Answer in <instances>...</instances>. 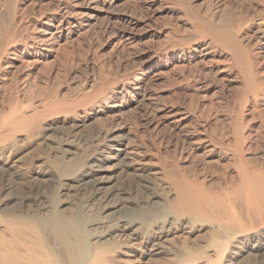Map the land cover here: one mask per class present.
Here are the masks:
<instances>
[{
	"label": "bare ground",
	"instance_id": "6f19581e",
	"mask_svg": "<svg viewBox=\"0 0 264 264\" xmlns=\"http://www.w3.org/2000/svg\"><path fill=\"white\" fill-rule=\"evenodd\" d=\"M20 1L24 0H7V10L10 16H14ZM56 1V10L64 12L61 18L58 17V21L55 20L57 21L55 33L52 32L57 35L58 42L64 32H66V36L72 35L74 28L93 18L94 14L78 11V8L88 7L91 11H95L99 6H101L100 8L111 7L114 4L121 5V3L132 0ZM152 2L154 3V0H145L144 3L148 6V4H153ZM177 2L186 13H189V18L193 21L192 31L198 40L194 39L189 42L183 38L171 39V44L178 41L181 42V45L180 48L170 46L168 52L166 50L163 53L166 57L178 55V63L170 65L180 68V66L184 67V64L202 63L211 55H216L217 50L215 49L218 48L222 53L229 55L232 62L238 67V73L242 80V88L237 94L238 110L236 109V115L242 118L244 111L254 112L255 109L263 106L264 83L256 73L264 61V47L252 46V48L246 45L247 43L244 45L243 40L238 36L239 33L236 32V34L230 25L231 19L228 14L222 15L219 20L209 18L205 21V25H201L198 17L192 12L190 13V6L186 0H177ZM8 23L10 24L11 21L7 22V25ZM126 23H130V21L125 19V25ZM14 36L17 37L16 34L11 33L6 38L8 43L16 40ZM8 46L11 45L7 44ZM53 46V44L50 48L47 46L49 56L52 55L51 52L55 48ZM0 47L5 49L3 45ZM16 48V45L11 46L9 54L15 52ZM212 49L216 52L211 51ZM54 50L56 51V49ZM208 50L210 51L208 52ZM219 55L221 56L220 53ZM161 56H158L154 65H146V70L140 77L136 76V79L134 77L133 82L129 84L127 78L118 86L123 90L126 84L129 85L128 88L135 98L133 100L138 104L144 99L148 100L144 89L150 80H153L157 68L166 66L161 62ZM27 64H30L29 61ZM194 66V64L191 66L193 70H195ZM221 71L223 70L221 69ZM156 76L159 77L157 73ZM52 77L50 80L54 82L57 76ZM61 78L57 80L63 81L60 80ZM220 78V81L227 82L229 80ZM29 82L28 80L24 82V87L20 88L19 86L20 89L23 88L24 93H17V91L14 93L16 92L17 95L29 93L28 89L31 86ZM60 85L59 88H61ZM56 86L53 87L56 88ZM59 88H57L58 91ZM101 89L104 88L101 87ZM101 89L98 87L87 94L82 93L85 94L82 97L79 94L78 97L81 98L79 97L77 101L72 100L73 102L64 100V94L61 95L56 89L53 93L49 90L50 94L44 98L40 97L42 93L40 96L38 94L37 98L34 93L30 96L26 94V100L24 99L22 102L26 103L27 101V108L23 109L27 113L22 111L24 113H20L17 117L0 115V176L7 182L0 188V264H264V171L262 168L250 170L248 166L237 161L239 183L228 187L227 195H222L221 198L219 195L214 196L216 194L207 193V185H191L183 180H177L175 185H171L172 189L167 186L169 189L163 190V187L162 193L153 190L157 187L156 185L153 188L145 187L144 184V186L139 185L145 187L144 200L146 201L136 204L129 195L125 197L124 191L121 190L122 188L120 189L119 185H109L116 179H114L115 175H126L124 177L126 178L130 172V176H132L128 177L130 179L135 177L138 179L142 175L140 172L143 168L141 170L140 168L133 169L125 162L121 141L102 137L105 138L102 140L105 141V145L98 153L96 150L95 154V149L91 150L94 153L89 151L95 146L99 149L101 137L99 134L101 133L93 136L94 138L91 140L87 138L88 143L81 147L76 142L78 139L81 142V137L77 136L78 131L73 134L75 137L70 136V132L60 137L57 135V139L49 140L48 133L60 127L68 125L77 129H82V127L87 129L90 126L87 124L85 127L86 122L91 119V113L88 112L94 111V109L84 111L81 109V105L84 106V103L96 100L98 105L104 104L105 109H114L117 105L119 106V104L115 105L113 101L111 102L114 97L104 95V90ZM3 90L5 89L3 88ZM32 92L34 91L30 93ZM105 94L108 95V93ZM28 96L29 98H27ZM23 98L25 97L23 96ZM144 105L147 107L145 103ZM23 107L25 108V106ZM155 108H153L154 111ZM158 111L162 110L159 108ZM149 113L151 114V111ZM143 114L145 115V113ZM139 119L141 118L139 117ZM157 119L159 118L157 117ZM240 127L241 129L239 128L235 134L236 140L234 139L236 142H234L236 144L234 146L237 148L233 147L234 150L237 149L238 153L245 144L248 149L252 144L256 146V137L254 138L252 132L248 131L246 134L243 132L241 124ZM62 130L65 131L64 129L60 131ZM63 133L61 132V134ZM77 145L79 152L78 148L76 149ZM4 148L11 150L12 158L10 160L2 153ZM8 149L6 151H9ZM105 150L110 151L108 155H104ZM26 156L31 161H28ZM11 159H15L25 166L28 165L26 167L30 170L21 172V169L18 168L20 171H15L13 164H8ZM139 174L141 175L138 176ZM119 178L121 177H118V180H120ZM17 180L25 182V184L22 183L24 185H20V181V184L16 182L20 185L18 187L22 188L23 193L34 195V197L24 196L25 198H20L21 200L16 206L13 203V206L12 204L9 206L11 202L8 198L11 192L10 185ZM121 180L120 185H122ZM43 181H56L57 184H55L57 189L54 194L49 193L46 204H44L43 198L47 194L42 198L38 192ZM86 182H91L92 185H82ZM15 191L20 193L17 188ZM136 198L139 197L136 196Z\"/></svg>",
	"mask_w": 264,
	"mask_h": 264
},
{
	"label": "rangeland",
	"instance_id": "374dc122",
	"mask_svg": "<svg viewBox=\"0 0 264 264\" xmlns=\"http://www.w3.org/2000/svg\"><path fill=\"white\" fill-rule=\"evenodd\" d=\"M132 1H126L121 5L114 4L115 8L113 6L100 8L101 6H99L95 11H91L88 7L78 8V11L94 14L93 18L74 28L72 35L66 36V32H64L57 42V35L53 33H55L58 17L61 18L64 12L63 10L59 12L56 10V0L20 1L21 6H18V10L13 16L15 18L8 13L7 0H0V46L3 45L5 48L0 47L2 48L0 50V85L2 86H0V115L17 117L20 113L26 112L23 109L26 110L27 101L26 103L22 101L26 100L28 94L30 96L34 93L37 98V95L40 96L42 93L40 97L44 98L50 92L53 93L55 89L58 91L59 84H61V88H59L58 93L64 94L62 97L69 102L77 101L80 96L82 97L91 90L103 87L104 89L101 90H104V95L114 97L112 100L110 99L111 102L113 101V104H119V106L117 105L114 109H105L104 104L98 105L96 100L91 101V103H84V106L81 105L82 108L80 107L84 111L94 109V111L88 112L91 113V119L86 122L85 127L87 124L90 126L88 125L87 129L82 127L84 130L79 128L81 132L79 129L68 125H66L67 127H60V130L64 129L65 131L55 129L48 133L49 140L57 139V135L60 137L70 132L69 135L74 136L73 134L78 131L77 136L81 137L82 143L80 139L76 142L81 147L88 143L87 138L91 140L101 133L99 134L101 136L99 149L95 146L89 151L93 152L95 149V154L96 150L98 153L105 145V141H102L105 138L102 137L115 138V140L121 141L125 162L133 169L140 168L141 170L143 168L140 172L142 175L139 174L138 176L141 175V177L138 179H135L136 177L128 178L132 177L130 172L126 178H124L126 175H115L114 179H116L109 185H119L120 189L122 188L121 190L124 191L125 197L129 195L136 204L146 201L144 200L146 196L145 187L153 188L156 185L157 187L153 190L162 193L163 190L172 189L171 185H175L177 180H183L191 185H207V193L216 194L214 196L219 195L220 198L222 195L226 196L227 191H229L228 187L239 183L237 161L248 166L250 170L262 168L264 171V105L255 109L254 112L244 111L242 118L236 115L238 110L237 94L242 88V80L238 73V67L232 62L229 55L222 53L218 48L215 49L218 53L213 49L211 50L216 52V55H211L202 63L193 62L187 64L188 66L184 64V67L180 66V68L170 65L171 63H178V55H168L167 58L163 53L166 50L168 52L170 46L180 48L181 45V42L178 41L171 44V39L183 38L189 42L194 41V39L198 40L192 31L191 24L193 21L189 18V13L180 7L181 5L177 0H154V3L152 2L153 4L150 3L151 5L148 4V6L144 3L145 0H138L139 2L134 0L135 3ZM186 1L191 7H189L190 13L192 12L198 17L201 25H205V21L209 18L219 20L222 15L228 14L231 19L230 25L234 28L235 33H239L238 36L243 40L244 45L247 43L246 45L251 47H264V0ZM124 17L130 23L125 25ZM8 20L11 23L7 25V22H10ZM11 33L16 34L17 37L14 36L16 40L8 43L6 38ZM66 37L67 39H65ZM197 40L195 41L197 42ZM7 44L17 47L15 52L11 53L12 55L9 54L11 46L7 47ZM51 44L54 45L53 50L56 49V51L52 50V55L49 56L47 50ZM158 56H161V62L166 66L157 68L158 71L156 70L153 80H150L151 84L149 85V82L145 87L146 90L144 89L148 100L144 99L138 104L133 100L135 98L128 88L129 85L126 84L123 90L118 86L127 78L130 84L136 79V76L140 77L146 70V65H154ZM28 61L30 64H27ZM263 63L261 69L259 68L256 73L258 78L263 81L262 83H264ZM193 64L195 70L191 68ZM217 69H219V74ZM156 73L159 77L156 76ZM52 76L54 78L57 76L54 82H52ZM220 77L230 81H220ZM59 78L63 81L57 80ZM27 80L31 84L30 89H28L29 93L17 95V93L23 92V88H20L24 87V82ZM5 83L7 84L5 85ZM56 84L58 85L56 86ZM49 90L51 91L49 92ZM14 91L17 93L15 92V94ZM31 91L34 92L30 93ZM148 103L151 105L149 106ZM154 107H156L155 111L153 110ZM157 107L162 111L157 112L159 110ZM153 112H156L155 115ZM154 124L156 126H153ZM240 124L244 133L247 134L248 131H251L254 138L256 137V146L252 144L248 149L245 144L242 146L241 152L238 153L236 152L237 149L234 150L233 147L237 148L234 146L236 145L234 139L236 140V131L241 129ZM66 130L69 132L67 133ZM61 132L64 133L61 134ZM119 136H122L123 139ZM78 145L76 146L77 151L79 150ZM7 149L4 148L5 151L3 150L2 153L10 160L12 153L10 149L6 151ZM109 152V150H105L104 155H108ZM223 155L227 157H223ZM26 158L31 161L28 156ZM8 164H13L15 171L21 169V172H27L28 169L30 170L26 167L28 165L25 166L15 159L8 161ZM118 177H121L119 179H122V185H120ZM127 178L129 179L128 182ZM16 182L20 185L25 184L24 181L17 180L10 185L11 192L8 198L11 202L9 206L12 203L16 206L22 197H34V195L24 194ZM50 182L43 181L40 184L41 189L39 188L38 191L41 197L43 195L45 197L47 194L45 198L42 197L43 202L45 200L44 204L47 202L49 193L52 195L57 189L56 181ZM4 183L7 182L2 180L0 176V188L5 185ZM86 183L82 185H92L91 182ZM125 184L126 186H124ZM15 186L17 191L21 190L20 193L18 192L19 195L15 191ZM123 186L127 189H124ZM135 187L136 189L142 188L140 189L141 192L140 190L137 191ZM130 188L131 190H128ZM141 194L143 195L141 196ZM135 195L142 199L136 198Z\"/></svg>",
	"mask_w": 264,
	"mask_h": 264
}]
</instances>
